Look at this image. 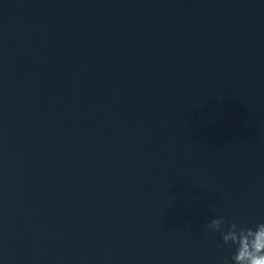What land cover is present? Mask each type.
<instances>
[{
	"label": "water",
	"instance_id": "obj_1",
	"mask_svg": "<svg viewBox=\"0 0 264 264\" xmlns=\"http://www.w3.org/2000/svg\"><path fill=\"white\" fill-rule=\"evenodd\" d=\"M220 217L264 222V0H0V264H231Z\"/></svg>",
	"mask_w": 264,
	"mask_h": 264
},
{
	"label": "clouds",
	"instance_id": "obj_2",
	"mask_svg": "<svg viewBox=\"0 0 264 264\" xmlns=\"http://www.w3.org/2000/svg\"><path fill=\"white\" fill-rule=\"evenodd\" d=\"M191 228V224L186 222ZM226 221L223 217L214 218L208 224V230L218 232L222 239L219 247L235 245V253L231 257V264H264V222L255 228H243L236 223H231L224 228ZM223 264H230L226 258Z\"/></svg>",
	"mask_w": 264,
	"mask_h": 264
}]
</instances>
